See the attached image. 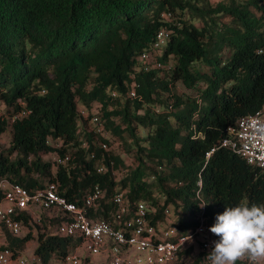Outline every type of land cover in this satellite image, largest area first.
Returning <instances> with one entry per match:
<instances>
[{"label": "trees", "instance_id": "obj_1", "mask_svg": "<svg viewBox=\"0 0 264 264\" xmlns=\"http://www.w3.org/2000/svg\"><path fill=\"white\" fill-rule=\"evenodd\" d=\"M162 30L163 67L143 71L137 57ZM262 48L264 0H0V103L7 116L28 111L0 118V137L9 133L0 179L26 190L54 183L75 204L96 187L94 219H108L120 193L181 235L199 217L210 229L226 207L264 204V171L219 147L264 105ZM61 218L42 217L28 225L33 238L6 237L8 247L34 239L39 264L62 261L77 242L55 234Z\"/></svg>", "mask_w": 264, "mask_h": 264}, {"label": "built area", "instance_id": "obj_2", "mask_svg": "<svg viewBox=\"0 0 264 264\" xmlns=\"http://www.w3.org/2000/svg\"><path fill=\"white\" fill-rule=\"evenodd\" d=\"M167 38V31H158L149 48L137 57V65L143 71L163 67L156 59ZM263 51L264 48L258 53ZM110 95L113 97L114 93ZM128 95L133 97V91ZM0 106V118L8 119L9 122L28 113L20 105L16 113L7 116L5 106L1 103ZM79 114L85 116L86 112L80 109ZM90 121L93 125L98 123L97 117H92ZM95 132L100 133L98 126ZM225 132L226 136L219 142V147L229 149L247 165L264 171V105L254 114L238 119L235 126L227 128ZM46 144L57 148L60 143L58 140L47 139ZM101 147L106 149L105 145ZM215 149L212 148L209 153ZM67 160V156L52 158L57 165H64ZM97 172H102V169ZM196 185L199 187V182ZM195 197L198 199L197 192ZM101 198L102 192L94 187L80 204H75L58 195L54 183L26 190L6 178L0 179V264H39V259L33 254L34 239L29 240L33 241L32 254L25 259L20 254L21 249L8 247L6 237L20 239L25 232V235L30 233L33 238L35 235L28 225L40 224L42 217L52 218L57 213L62 218L55 227V234L77 242L75 249L57 264H82L83 260H87V264H172L179 252L194 245L202 254V260L210 264L206 257L214 248L216 239L204 218L199 217L192 230L181 235L165 223L152 224L148 215L150 211L144 203L130 205L123 194L115 193L111 196L115 208L109 218L94 219L92 213L96 211ZM201 206L202 202L200 209L203 210ZM23 214L28 216L26 221ZM164 214L167 216V211ZM160 226L165 229L160 231ZM188 236L191 241L187 240ZM78 249L82 254L77 252Z\"/></svg>", "mask_w": 264, "mask_h": 264}, {"label": "clouds", "instance_id": "obj_3", "mask_svg": "<svg viewBox=\"0 0 264 264\" xmlns=\"http://www.w3.org/2000/svg\"><path fill=\"white\" fill-rule=\"evenodd\" d=\"M209 231L219 237L210 264H264V204L226 207Z\"/></svg>", "mask_w": 264, "mask_h": 264}, {"label": "rangeland", "instance_id": "obj_4", "mask_svg": "<svg viewBox=\"0 0 264 264\" xmlns=\"http://www.w3.org/2000/svg\"><path fill=\"white\" fill-rule=\"evenodd\" d=\"M217 1H220V0H211L212 3H216ZM160 53H161V51H158V55H160ZM177 91L183 92L185 95H189V96H192V94H193V92L182 90L179 85H177ZM0 107H2V106H0ZM8 136H9L8 131H6L3 135H1V137H0V150H4L8 147V140H9ZM114 145L115 144H113V146ZM112 148H110V149H112ZM164 229H165L164 226H160V228H159L160 231H162ZM25 234L26 233L24 232L23 236ZM32 248H33V241H29V242L23 244V246L21 247V253H20L21 256L24 257L25 259H28V257H30L32 254ZM77 252L82 254V251L80 249H78ZM197 256H199V255H198V251L196 248V249H194L193 252H191L190 254L183 255L179 259L178 262L177 261H175V262H177V264H204L200 260L199 261L196 260ZM175 262H173V264ZM27 264H30V263H27ZM50 264H57V262L51 261Z\"/></svg>", "mask_w": 264, "mask_h": 264}]
</instances>
